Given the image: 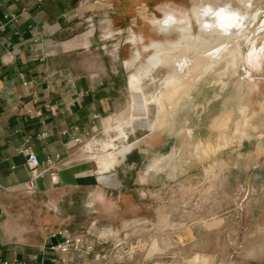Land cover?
Returning <instances> with one entry per match:
<instances>
[{
	"label": "rangeland",
	"instance_id": "rangeland-1",
	"mask_svg": "<svg viewBox=\"0 0 264 264\" xmlns=\"http://www.w3.org/2000/svg\"><path fill=\"white\" fill-rule=\"evenodd\" d=\"M58 1L87 35L85 60L124 74L127 111L83 147L98 172L97 157L122 152L123 182L2 191L0 236L28 251L60 227L90 239L128 232L134 254L114 264H264V0ZM208 7L237 16L240 26L225 38L208 26L216 21L203 16ZM135 35L144 41L132 44ZM180 39L195 55L156 48ZM204 47L215 66L181 91L182 73Z\"/></svg>",
	"mask_w": 264,
	"mask_h": 264
},
{
	"label": "crops",
	"instance_id": "crops-1",
	"mask_svg": "<svg viewBox=\"0 0 264 264\" xmlns=\"http://www.w3.org/2000/svg\"><path fill=\"white\" fill-rule=\"evenodd\" d=\"M66 6L58 0H45L40 6L35 0H0V179L5 189L0 193L25 191L23 184L30 174L22 150L27 139L40 160L60 155L65 165L57 183L47 175L37 181L35 193L92 190L104 178L123 182L117 164L122 152L97 157L113 160L109 175L103 177L101 172L108 170L99 165L98 172L83 147L73 146L75 137L87 141L111 128L112 118L125 113L129 102L126 88L120 85L123 73L103 61L85 60L87 35L75 29ZM133 39L132 44L144 41L138 35ZM138 57L137 53L135 60ZM99 63L100 70H93ZM125 157L127 165L133 163ZM48 242L47 235L43 244L26 251L0 236V249L5 257H43ZM69 264L98 263L74 255Z\"/></svg>",
	"mask_w": 264,
	"mask_h": 264
},
{
	"label": "built area",
	"instance_id": "built-area-1",
	"mask_svg": "<svg viewBox=\"0 0 264 264\" xmlns=\"http://www.w3.org/2000/svg\"><path fill=\"white\" fill-rule=\"evenodd\" d=\"M45 0H35L37 5H42ZM16 16H12L15 19ZM27 85V83H25ZM66 134V133H65ZM45 136V135H44ZM95 137H91V141ZM30 139L26 140V145L22 152L27 160L26 165L30 177L23 184L26 192L35 193L37 190V181L49 175L52 182H58V175L64 165L60 155L47 157L44 161L40 160L33 147L29 144ZM73 146L87 147L89 143L83 141L78 136L73 139ZM0 190H5L0 179ZM2 222V213L0 212V227ZM120 234V233H119ZM99 236L96 241L91 240L86 233H75L70 229L63 227L60 230L51 231L48 235V243L43 257L33 255L28 258H20L17 255L5 257L0 249V264H47L52 261L53 264H69L75 255L80 259L92 257L98 264H114V261L126 257H132L134 254L132 248L128 249L127 244L130 239L128 232L121 235ZM56 240V241H55ZM111 241L109 249L101 248L105 243ZM49 255V258H47Z\"/></svg>",
	"mask_w": 264,
	"mask_h": 264
},
{
	"label": "bare ground",
	"instance_id": "bare-ground-1",
	"mask_svg": "<svg viewBox=\"0 0 264 264\" xmlns=\"http://www.w3.org/2000/svg\"><path fill=\"white\" fill-rule=\"evenodd\" d=\"M258 14H259V11L256 13V17L257 18H258ZM203 16H206V17L214 16L216 18V21L214 23H212V24H208V26H210L211 29H213L214 31L218 32L220 35L225 36V38L231 35V32H229L228 29L233 30L234 28H237L238 26H240L239 22L237 20L238 17L237 16H232L225 9L217 11L213 7H208V8H206L203 11ZM164 26H165V28L167 30V29L171 28L173 26V24L171 22H169V21H166V22H164ZM185 31H186V33H189L190 32V27H188ZM135 40H136V38H135ZM132 41H134V39ZM191 45L192 44L190 42H188L187 39H180L178 42H176L174 45L170 46L169 48L164 47L161 44L157 45L156 48H157V50H158V52L160 54H164V53L168 54V53L172 52V50H174V48L181 49V52L183 50L186 51V52H193L191 50H194V49H193V47ZM204 49H208V48L204 47L201 50H198V51L195 50L198 55L195 56V61H192L191 64L187 66L188 68H191L189 74L182 73V76H183L184 80L181 81L182 82L181 91L185 90L190 85L189 84V79L190 78L191 79H192V77H197L198 78L200 76V79H203L205 77V75L211 71V68H213L215 66V62L216 61L213 62V56H215V55H213V51L212 52H208L206 55H204V53H203ZM202 50H203V52H202ZM206 51H208V50H206ZM193 55H195L194 52H193ZM178 57H180V56H178ZM218 57H219V55L217 56V59H218ZM176 60H178V59H176ZM181 66H183V65H181ZM200 79H198V80H200ZM191 88H192V86H191ZM187 90H189V87H188ZM177 103H179V102H177ZM110 158H111V156H110ZM110 158L108 157V158L100 159L99 164H101V166H103V165L104 166L105 165L106 166H111L113 164V160H110Z\"/></svg>",
	"mask_w": 264,
	"mask_h": 264
},
{
	"label": "flooded vegetation",
	"instance_id": "flooded-vegetation-1",
	"mask_svg": "<svg viewBox=\"0 0 264 264\" xmlns=\"http://www.w3.org/2000/svg\"><path fill=\"white\" fill-rule=\"evenodd\" d=\"M196 12H197V10H196V9H194V10H193V14L195 15V14H196Z\"/></svg>",
	"mask_w": 264,
	"mask_h": 264
}]
</instances>
